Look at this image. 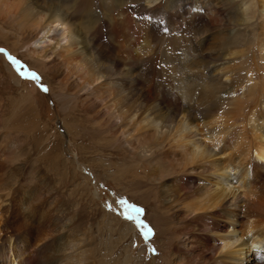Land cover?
Listing matches in <instances>:
<instances>
[{
    "label": "rangeland",
    "instance_id": "374dc122",
    "mask_svg": "<svg viewBox=\"0 0 264 264\" xmlns=\"http://www.w3.org/2000/svg\"><path fill=\"white\" fill-rule=\"evenodd\" d=\"M121 1L120 4L118 1L114 2L112 11L103 17L108 21L102 24V39L106 40L105 28L111 18H116L115 20L120 22L128 13L134 26L130 30V40L124 41L127 47L123 46V49L135 55L141 52V55L139 54L141 57L153 56L154 62L148 64L145 63L148 60H144V63L140 60L141 62L134 65L130 63L128 57L126 58L128 64L125 63V59L119 58L120 64L116 72L109 75L112 79H118V88L123 87L122 91L119 90L120 95L124 97L125 105L121 106L123 114L118 115L119 117L116 112L115 117L111 116L113 109L111 104H107L109 108L100 107L103 105L100 98L79 91L80 87L74 81L76 76L69 74V67L57 60L42 63L30 50V41L37 32L33 11H40L42 14L46 12V8L52 6L51 2L56 5L58 3L56 0H39L35 6L32 5V10L26 13L27 18H24V0L19 2L16 13L10 11V15L9 12L0 11V48L5 49L7 55L16 57L25 69L36 72L41 78L35 81L21 77L7 55L0 53V240L5 237L1 232L2 226L7 227L11 224L13 230H22L31 220L29 213L34 212L35 225L33 228L24 229L25 244L28 246L25 252L19 255L23 257L22 260L31 255L29 249L35 242L32 239L29 241V231L34 229L33 238L37 237L36 231L45 222L43 218L46 217L47 224L38 238L48 242L55 240V249H59L56 252L65 253L62 262L65 261L66 264L82 262V264H190L182 246L202 247L201 240L206 231L199 220L191 219L189 212L199 195V189L212 188L213 180L205 181L203 175L179 172L177 165L170 162L174 157L167 151L170 147L167 135L162 132L165 130L164 127L158 130H161L167 139L162 134L157 135L158 130H153L149 126L138 127L137 121L139 116L149 114L159 126H171L175 115L164 108L165 102L171 99L169 91H174L175 87L179 86L180 79H195L194 76L197 75L195 66L198 64L201 70L209 66L211 71L223 77L230 73L228 76L232 77L233 82L248 78L257 82L264 71V57L259 49L260 42H264V36L260 34L264 30V16L257 11L252 20L236 26L233 20L234 12L226 1L222 7L220 5L217 8L212 0H199L201 2L199 11L204 15L202 25L205 29L201 26L203 28L197 38L202 35L201 45L206 44L209 47V55L208 53L204 55L200 65V61L196 60L194 63V60H190L191 56L184 57L180 49L170 54L169 47L166 48L168 38L171 40L174 36L184 34L182 39H185L193 31L192 25L187 23L188 17L178 16L173 20L169 19V15L173 13V4L183 0ZM61 3L64 10L71 6L67 0H62ZM150 23L160 27L158 32L160 39L157 40V35L153 41L156 44L148 45L147 48H151L150 52L147 49L139 50L146 42L142 36ZM236 29H241V34L228 39L227 35L233 34ZM243 29L246 30L245 33ZM150 46L153 50L156 49L154 50L156 52H153ZM261 46L264 49V45ZM223 67L226 69L223 70ZM130 68L135 69V74L139 73L136 76L132 72L133 83L128 80ZM143 68L148 70L147 75L144 74ZM225 70L229 71L228 74H224ZM41 83L47 86L48 92L41 90ZM127 85L132 87L127 88ZM144 89L149 90L153 100L147 103L148 105L143 101ZM110 92L112 93V90ZM99 93L102 95V92ZM212 103H216V100ZM130 104L135 113L139 110L137 112L139 116L135 114L133 121L129 120V116L134 114L130 112L128 107ZM254 105L255 97L251 95L243 102L238 117H244L246 112L251 113ZM216 111L220 114L225 109L220 108ZM179 113L181 115L182 112ZM235 123V126H247L241 125V121ZM246 137L243 132L239 135L238 142L241 146L246 143L244 142L246 139L248 141ZM141 151L143 154L146 153L147 157ZM234 151L235 156H241L240 148ZM182 179L192 180L182 184ZM231 179L234 180V177ZM261 183L264 181H260L259 186ZM160 189L166 193H161ZM239 190L236 192L237 197H244L243 192H238ZM121 200L127 201V204L119 203ZM128 205L144 209V212L139 214L140 219L153 227L152 235L145 237L137 228L135 220L125 218V213L137 215ZM181 206H184L185 211L179 210ZM5 214L7 216H4ZM127 223L128 227L125 225ZM11 226L7 233L12 230ZM68 243L71 244L70 247ZM150 247L155 248L156 252H151ZM17 252L18 250H15V253ZM204 255L201 262L213 264L210 258L213 254L207 252ZM25 262L27 263V258Z\"/></svg>",
    "mask_w": 264,
    "mask_h": 264
},
{
    "label": "bare ground",
    "instance_id": "6f19581e",
    "mask_svg": "<svg viewBox=\"0 0 264 264\" xmlns=\"http://www.w3.org/2000/svg\"><path fill=\"white\" fill-rule=\"evenodd\" d=\"M20 1L21 0H0V11L9 12L10 15V11L16 13L19 8ZM56 1L58 2L56 3V5L51 2L52 6L50 8H46V12H43L42 14L40 11H33V13L35 14L32 15H35L36 21L34 19L35 22H32L35 23L37 32L35 37L30 41V50L35 53V55L42 63L57 60L58 62H60V64L69 67V74L71 73L72 76L75 74L74 76H76L74 81L80 87L79 91L82 90L84 92H88L90 95H95L97 98H100V100L103 101V105L100 107L104 106L105 108H109L107 104H111V106L113 107L111 111L112 117H115L116 113L117 116L122 115L123 113L121 106L125 105V102L124 97L120 95V90L122 91L123 87L118 88V79H112L109 75H112L116 72V69L120 64L119 60L121 58L125 59L126 63V58L128 57V59L131 61L130 63L134 65L136 63H139L140 60L143 61V63L144 60H148V62L145 61V63L148 64L154 62L152 58L153 56L149 58L148 56L143 57L142 55L141 57L140 51H138L140 52V55H135L132 52L123 49V46H126L124 45V41H127V39L128 41L130 40V30L134 26L132 25L133 22L131 23L130 15H127L128 13H126L124 18L120 22L115 20L116 18H111L110 23H108L105 28L107 34L104 37H106V40L102 39V24H106L107 20H104L103 17H106L107 13L112 11L113 4H115L114 2L117 3L118 1V3L120 4L122 1L67 0V2H69V5L71 4V6L66 10L61 7L63 5L61 3L62 0ZM212 1H214L217 8L218 6L220 7V5L222 7V4H224L225 1L227 2L229 8H231L234 12L233 15H235V19L233 20L236 26L242 25L241 23H246L252 20L255 17L257 11H259L262 16H264V0ZM37 2H39V0H24V18H27L26 13L32 10L33 6H35ZM123 4L124 3H122V8ZM173 5V13L169 15V19L173 20L178 16H186L188 17L187 23L192 25L193 31L192 33L188 34L185 39H182V36L184 34L182 36L178 35V37H172V35L171 40L170 38H168L169 41L167 42L166 48L169 47L168 51L170 54H173L174 50L180 49V51H183V54H181L184 55V57H186L185 55H187V57L191 56L190 60H194V63L196 60H202L206 56V53H208L209 55V47L205 43L204 44L206 45V47L205 45H201V43H203V40H201L202 35H200V38H197V36L200 34L201 29L204 27L202 25L204 15L199 11L201 10V2L199 0H183L182 2L180 1ZM127 10L129 11L128 8ZM28 22L30 23V21ZM159 28V26H156L154 24L146 27L142 36L145 38L144 42H146L139 50L145 51L147 49L149 51V49L151 48L148 49V45L150 43L152 44V46L156 44L153 43V41L157 37V40L160 39V36L158 35ZM241 32V29H236V32H234L233 34L229 33L227 35V38L230 39L241 34ZM243 32L245 33L246 30L243 29ZM132 33L134 34V31H132ZM260 34L264 36V30ZM157 42L159 43L160 41ZM234 42L233 45H235ZM169 44L171 45L169 46ZM260 44L264 45V42H260ZM260 44L259 49L260 51H262L261 55L264 57V49H262L263 47ZM176 46H178V48H175ZM136 47H138L137 44ZM154 50L153 52H156ZM123 53H125V56H123ZM151 54L152 52L150 53V55ZM193 55L195 57H192ZM187 61H189V59ZM201 62L202 61H200V65ZM195 67V71H197V75L194 76L195 79H180L179 86H176L174 91H169L171 99L165 102L164 108L168 109L173 113V115H175V120L173 121L171 126H159V124L152 117H150L149 114L139 116V114L137 113L139 110L135 113L131 104L128 105V107L130 109V112L134 114L129 116V120L133 121L135 114H138V116L140 117L137 121L139 125L138 127L146 128L149 126L156 131L164 127L163 130H165L162 132H165V136L167 135V142L170 147V149L167 151L168 153H171L173 155L175 160L174 161L173 159H171L170 162L177 165L178 171H181V173L183 174L191 172L195 175H203L205 177V181H211V179L213 180L211 181V184L213 186L212 188L199 189V195L195 202H193V207H191L192 209L189 212L191 219L199 220L201 226H203L204 230L206 231V234H204L201 240L202 247L198 248L196 245H194L193 247H189L188 245H185V247L184 245L182 246L184 248V253L186 251L189 263L204 264L201 262L203 261V255H206L207 252H210L211 254H213V257H210L213 264H264V183H261V185L259 186L260 181H264V71L257 82L251 81L250 78H248L250 82L247 79L233 82L231 79L232 77L228 76L230 74H228L229 71L225 70L224 74L227 73L228 75L223 77V75L221 76L211 71V68L209 66H206L202 70L199 68L201 67L199 66V64ZM133 68H130V70H128L129 82H132L134 80L132 72L136 76L139 74H135V69ZM222 69L224 70L226 68L223 67ZM147 71V69L144 70L143 68V72L145 75H147ZM130 87L132 86L127 85V88ZM111 90L112 93L110 92ZM99 92H102V95ZM144 92L145 93L142 92V94L145 95L143 98L145 100L143 101L146 104L151 103L153 100L150 97L149 90L146 89ZM251 95L255 97V105L252 108L251 113L247 114L246 112L244 117L241 116L239 118L238 115L243 102L246 101L247 98ZM213 100H216V103H212ZM154 101L156 102L155 99ZM141 107H143V105ZM220 108L225 109V111H222V113L219 114L216 110ZM180 111L182 112L181 115L179 113ZM152 113L155 112L152 111ZM161 113H163V110ZM232 117L235 118L232 119ZM111 119L112 122L113 118ZM238 121H241V125L246 124L247 126H235V122ZM133 127L134 126L132 125V128ZM133 132L135 133V131ZM241 132L246 134V138H248V141L246 139V141H244L246 143L242 146L238 142V140H240L239 135H241ZM163 133H161V130L157 131V135H163ZM165 136L164 138H166ZM238 148L241 149L242 153L239 157L235 156L234 154V150ZM143 155L147 157L146 153ZM232 176L234 177V180L231 179ZM189 180L192 179H187L188 182ZM187 181H184L182 179V184L186 183ZM193 181L195 182V180ZM233 183H236V185H233ZM237 190H239L238 192H243L244 197L241 198L240 196L238 198V193H236ZM160 192L166 193L162 190ZM21 195L24 196L23 193ZM164 200L168 201L169 199ZM8 202V205H10L11 200ZM8 205L6 207L9 208ZM183 209H185L184 206H181V208L179 207L180 211H185ZM34 214V212L29 213L28 216L29 219H31L30 221L32 222L29 221L26 227L33 228V226L35 225L33 224V221L35 220L33 219ZM4 216H7V214H5ZM46 219L47 217L45 219L43 218V221L46 222ZM6 220L8 221L9 218H6ZM9 222L11 223V220ZM45 222L41 225L39 230L36 231L35 235L37 237L33 238L34 229L30 230L28 233L29 241L30 239H32L35 242L31 244V249H29V254L31 253V255L26 257L27 263L25 262L26 258L22 260L23 257L19 256L21 253L25 252V249H27L28 246L25 244L26 240L24 238V229L26 227L22 230L20 229L21 231L17 228L18 231H15L12 229L11 224H8L7 227L2 226L3 229L1 230V232L4 233L5 237L1 238L0 240V245L2 246L0 247V264H66L65 261L62 262L65 259V253L59 254L56 252L59 251V249H55V240L52 239V242H48L42 238H38V235L42 233L43 227H45L47 224ZM125 225H127V227L129 226L128 223ZM9 226H11L12 230L7 233V231H9L10 229ZM62 246L64 245H61V247ZM15 247L18 248L14 249ZM15 250H18V252L15 253ZM49 251H52L53 254L49 253Z\"/></svg>",
    "mask_w": 264,
    "mask_h": 264
},
{
    "label": "snow or ice",
    "instance_id": "6c2138e0",
    "mask_svg": "<svg viewBox=\"0 0 264 264\" xmlns=\"http://www.w3.org/2000/svg\"><path fill=\"white\" fill-rule=\"evenodd\" d=\"M132 7L134 8L135 5H132ZM0 53H6V50L3 48H0ZM8 60L13 64V66L16 68L17 72L19 73V75L23 78H27V79H31V80H35V81H39L41 78L39 77V75L34 72L31 71L30 69H25L24 66L21 64V62L16 58L13 57L11 55H7ZM24 69V70H22ZM41 90L44 92H48V88L47 86H45L44 84H40ZM119 203H124L127 204V201L121 200L119 201ZM109 207H111L109 205ZM128 207H131L134 209V211L137 213L136 216H132L130 214L125 213V218L128 220H135L136 222V226L138 229H140L141 234L144 235L145 237L150 236L153 234V227L150 226L148 223L145 222V220L140 219V215L141 213L144 212V209L141 207H138L136 205H128ZM149 250L153 253L156 252L155 248H149Z\"/></svg>",
    "mask_w": 264,
    "mask_h": 264
}]
</instances>
